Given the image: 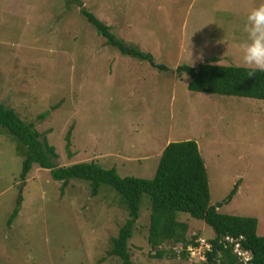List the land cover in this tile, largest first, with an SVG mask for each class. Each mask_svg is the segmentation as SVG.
<instances>
[{"label": "rangeland", "instance_id": "obj_1", "mask_svg": "<svg viewBox=\"0 0 264 264\" xmlns=\"http://www.w3.org/2000/svg\"><path fill=\"white\" fill-rule=\"evenodd\" d=\"M0 0V105L12 109L54 147L59 167L96 163L120 177L152 179L169 142L194 140L204 160L210 205L256 218L264 236V101L191 92L178 66L244 67L238 45L249 12L264 0ZM111 27L147 62L106 45L81 10ZM40 116H43L40 118ZM70 133L68 148L66 136ZM18 144L0 127V264H122L110 240L127 219L120 196L71 181L61 192L49 171L33 165L19 179ZM21 196L19 213L7 221ZM150 200L143 195L128 242L131 264H204L183 260L174 244L162 259L147 243ZM187 238L213 236L184 213ZM174 253L175 258L169 256ZM239 264V263H237Z\"/></svg>", "mask_w": 264, "mask_h": 264}, {"label": "trees", "instance_id": "obj_2", "mask_svg": "<svg viewBox=\"0 0 264 264\" xmlns=\"http://www.w3.org/2000/svg\"><path fill=\"white\" fill-rule=\"evenodd\" d=\"M81 7L79 0H66ZM81 15L94 27L97 35L105 39L106 45L116 49L122 55L147 62L158 71H167L164 65L156 64L149 53L126 46L111 32V27L97 19L91 12L82 9ZM214 57L200 63L197 67L178 66L176 74H187L190 81L187 89L210 95L248 98L264 101V72L257 71L249 77L246 67L216 64ZM43 116H40V118ZM0 127L12 136L18 144V153L22 156L19 179L25 182L33 165L48 170L52 181L60 182L61 192L73 180L89 183L91 196H97L101 186H109L121 198L127 212L125 223L110 240L107 255L120 259L122 264H131L128 242L139 217L143 195L150 200V216L147 243L155 251L154 258L162 259L168 244L177 246L180 256L187 260L190 247H197L200 237L187 238L188 225L177 220V213H184L202 221L211 228L213 236L203 238L210 244L205 251L206 264H242L233 253V245L225 242L230 237L240 242L243 250L251 254L249 264H264V236L256 234L258 221L252 217L220 214L217 209L228 204L236 195L237 182L226 199L210 205V190L204 160L194 140L169 142L161 152L155 174L152 179L120 177L115 168L104 169L96 163H77L67 167L56 164L58 155L47 139L35 129L34 123H25L12 109L0 105ZM70 133L66 140L68 148ZM21 196L16 200L15 208L7 221L9 227L19 213ZM242 237V239H240ZM169 256L175 258L174 253Z\"/></svg>", "mask_w": 264, "mask_h": 264}, {"label": "clouds", "instance_id": "obj_3", "mask_svg": "<svg viewBox=\"0 0 264 264\" xmlns=\"http://www.w3.org/2000/svg\"><path fill=\"white\" fill-rule=\"evenodd\" d=\"M246 38L238 45L240 60L249 69V77L264 72V4L253 8L243 27Z\"/></svg>", "mask_w": 264, "mask_h": 264}, {"label": "built area", "instance_id": "obj_4", "mask_svg": "<svg viewBox=\"0 0 264 264\" xmlns=\"http://www.w3.org/2000/svg\"><path fill=\"white\" fill-rule=\"evenodd\" d=\"M242 239V237L240 238ZM225 242L229 245H233V253L237 256L239 262L242 264H249L251 260V254L248 251H245L241 248L240 242L238 240H235L233 238L227 237L225 238ZM198 246L197 247H190L188 251L190 253H200L198 254V258L200 261H203L205 256L204 253L207 250H210V244H208L204 239L198 240Z\"/></svg>", "mask_w": 264, "mask_h": 264}, {"label": "water", "instance_id": "obj_5", "mask_svg": "<svg viewBox=\"0 0 264 264\" xmlns=\"http://www.w3.org/2000/svg\"><path fill=\"white\" fill-rule=\"evenodd\" d=\"M204 264H206V263H204Z\"/></svg>", "mask_w": 264, "mask_h": 264}]
</instances>
